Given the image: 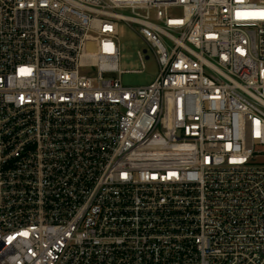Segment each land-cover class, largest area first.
<instances>
[{"label":"built area","instance_id":"1","mask_svg":"<svg viewBox=\"0 0 264 264\" xmlns=\"http://www.w3.org/2000/svg\"><path fill=\"white\" fill-rule=\"evenodd\" d=\"M261 13L0 0V264H264ZM121 21L149 84L113 76Z\"/></svg>","mask_w":264,"mask_h":264},{"label":"rangeland","instance_id":"2","mask_svg":"<svg viewBox=\"0 0 264 264\" xmlns=\"http://www.w3.org/2000/svg\"><path fill=\"white\" fill-rule=\"evenodd\" d=\"M120 70L113 76H120L123 84L139 86L151 83L159 72L157 57L148 43L138 34L136 25L125 21L119 23ZM148 49L150 58L141 61L139 51Z\"/></svg>","mask_w":264,"mask_h":264},{"label":"snow or ice","instance_id":"3","mask_svg":"<svg viewBox=\"0 0 264 264\" xmlns=\"http://www.w3.org/2000/svg\"><path fill=\"white\" fill-rule=\"evenodd\" d=\"M262 18H264V13H261Z\"/></svg>","mask_w":264,"mask_h":264}]
</instances>
